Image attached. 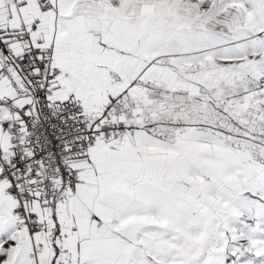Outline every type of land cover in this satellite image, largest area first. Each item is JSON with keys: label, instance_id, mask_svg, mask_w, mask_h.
Here are the masks:
<instances>
[{"label": "snow or ice", "instance_id": "1", "mask_svg": "<svg viewBox=\"0 0 264 264\" xmlns=\"http://www.w3.org/2000/svg\"><path fill=\"white\" fill-rule=\"evenodd\" d=\"M0 264H264V0H0Z\"/></svg>", "mask_w": 264, "mask_h": 264}]
</instances>
